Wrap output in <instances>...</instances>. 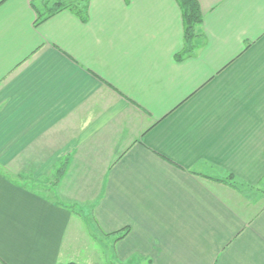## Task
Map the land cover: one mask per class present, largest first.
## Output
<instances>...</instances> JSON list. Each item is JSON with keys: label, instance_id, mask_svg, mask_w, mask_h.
I'll use <instances>...</instances> for the list:
<instances>
[{"label": "crops", "instance_id": "0c3cea01", "mask_svg": "<svg viewBox=\"0 0 264 264\" xmlns=\"http://www.w3.org/2000/svg\"><path fill=\"white\" fill-rule=\"evenodd\" d=\"M58 1L0 0V264H264V0L180 60L175 0Z\"/></svg>", "mask_w": 264, "mask_h": 264}, {"label": "trees", "instance_id": "16d2710c", "mask_svg": "<svg viewBox=\"0 0 264 264\" xmlns=\"http://www.w3.org/2000/svg\"><path fill=\"white\" fill-rule=\"evenodd\" d=\"M86 1L87 0H72L70 2L58 1L50 5L45 9L44 13L39 14V9L36 5L32 4L36 14L37 20L35 24H39L54 14L62 10H70L78 16L81 21L85 20L86 16ZM181 11L183 27H184V42L185 48L181 54L176 56L177 60H180L182 57L190 55L193 49V41L198 35V27L202 23V13L197 0H175ZM62 172V169H61ZM58 178V177H57ZM59 179V178H58ZM127 230H125L126 232ZM124 232V233H125ZM124 233L117 238L121 239L124 236ZM65 264H76L74 262H69Z\"/></svg>", "mask_w": 264, "mask_h": 264}, {"label": "rangeland", "instance_id": "374dc122", "mask_svg": "<svg viewBox=\"0 0 264 264\" xmlns=\"http://www.w3.org/2000/svg\"><path fill=\"white\" fill-rule=\"evenodd\" d=\"M59 1H66V2H70V1H72V0H59ZM93 247H96V246H93ZM103 252V251H102ZM104 253L106 254V251H104ZM102 256H103V254H102ZM108 256H110V251H108ZM86 264H90V262H86ZM103 264H107V263H103ZM108 264H112L111 262L109 263L108 262Z\"/></svg>", "mask_w": 264, "mask_h": 264}]
</instances>
